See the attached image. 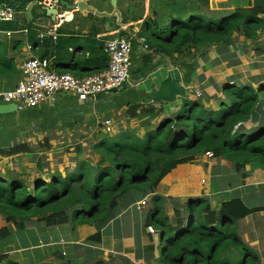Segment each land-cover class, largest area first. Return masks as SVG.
<instances>
[{"label":"crops","instance_id":"1","mask_svg":"<svg viewBox=\"0 0 264 264\" xmlns=\"http://www.w3.org/2000/svg\"><path fill=\"white\" fill-rule=\"evenodd\" d=\"M61 1L63 4L68 3V0ZM75 1L78 0H73V3ZM97 1L104 3L98 6ZM87 2L98 11L109 13L112 9L109 0ZM252 7L261 9L258 18L263 24L258 33V40H245L239 36L227 48L212 46L202 51L191 50L190 58L184 57V62H176L175 56L174 59L165 54L154 53L147 47L146 38L140 34L143 24L151 20L164 23L179 14H198L216 20L229 16L237 9ZM116 8L130 33L123 32L113 18H99L64 7L58 9V14L63 13L62 20L59 21L55 17V21H52L46 14L43 17L45 11L36 4L29 16H26L25 11L16 14L12 21L17 26L16 30H10L7 24H0V60H3V66L0 65V91H10L15 87L21 77L20 66L24 60L39 58L38 49H32L29 42L28 26L36 27L38 36L39 32L45 33L50 25L58 22L55 24L57 25L55 38L44 35L39 39L43 41L46 38L50 45V52L46 58L49 61V68L76 77L88 76L99 69L101 55L105 53L104 41L110 36L123 34L130 40L132 46L129 83L116 92L110 91L101 99L94 96L85 101H80L69 93H58L52 104H41L0 115V168L8 159L21 155L7 154L13 146L25 145L27 150L41 156L43 155L41 153L49 149L50 144H64L67 147L68 144L80 143L77 151L85 149L90 153L89 147L105 135L129 131L142 135L154 129L162 118L173 115L181 106V98L170 103H157L148 101L143 96L144 92L157 89L165 79L167 61L173 68L177 67L174 66L175 63L178 65L182 63V66H179L182 85L186 88L191 86L204 90L203 102L211 109L216 107V100L225 99L221 90L223 83L240 84L243 81L240 79V72L244 65L250 66V62H253L255 68L264 70V0H116ZM30 21L32 25H29ZM6 32L10 34L7 35ZM144 40L146 46L143 44ZM251 57L254 60L250 61ZM256 76L261 79L264 73L255 74L251 80L256 82L258 79L254 80ZM191 96L189 93V99ZM161 108L164 113L161 112ZM106 120L111 121L110 133H105L103 129ZM247 124L252 126L251 123H246L245 126ZM36 145L38 146L35 150L32 146ZM43 146L46 150H42ZM37 150H40V154ZM27 155L33 159L34 154ZM91 158L93 160V157ZM78 160H81L80 157ZM52 161L53 157L41 160L48 167ZM73 162L74 165H71L74 168L75 161ZM200 162L201 164L178 165L165 176L163 179L165 181L157 186L154 193L141 196V193L132 192L121 198L122 204L121 201L117 203L112 218L98 230L100 239L97 242L86 241L97 232L95 226L78 225L72 229L71 226L44 227L43 224L37 223L33 227L35 232H23L17 237L8 233L7 237L4 236L6 238H0V255L18 264H159L158 231L155 230L154 234L146 231V223L154 207L151 199L154 196L158 197L157 205H161L163 212L171 216L175 206L186 202V197L179 195V192L184 193L187 187L196 193L193 196L201 195L200 191H197L199 187L223 188L227 201L239 198L247 207L261 208L252 216L257 224L264 226V169L246 167L242 173L245 180L239 183L233 178V168L229 161L223 158L207 160L202 155ZM200 165H203L202 168ZM164 182L168 184L167 187L175 190L174 195L177 197L172 195L173 201L169 200L172 196L165 195V200L161 198L162 191L167 188ZM176 189H180L179 192ZM126 198L128 199L125 201ZM143 198L147 203L141 211L132 207L134 202ZM238 221L237 228L244 239L239 233L238 236L246 245L247 242L250 243L249 247L259 257L260 264L264 249H259L258 243L260 240L264 243V228L260 230L263 238L253 244L255 237L250 241V229ZM29 229L30 227L27 231ZM35 234L41 235L37 244L30 242V236ZM21 240L26 241V246H22ZM260 251L263 254H260Z\"/></svg>","mask_w":264,"mask_h":264},{"label":"trees","instance_id":"2","mask_svg":"<svg viewBox=\"0 0 264 264\" xmlns=\"http://www.w3.org/2000/svg\"><path fill=\"white\" fill-rule=\"evenodd\" d=\"M36 1L5 0L18 12H24ZM260 13L258 7L237 9L216 20L198 14H179L164 23L145 22L140 34L154 53L175 56L177 61L190 56L191 50L227 48L235 37L255 41L263 24L258 18ZM28 23L32 25V21ZM0 24L17 29L14 22ZM36 31V27L28 26L31 47L38 49L39 58H47L50 45L46 38L40 41ZM107 61L106 53H102L96 72L103 70ZM0 65L3 66V60ZM222 92L225 99L217 110L205 107L199 98L185 97L173 115L162 118L142 136L131 131L103 136L92 145L93 162L77 160L64 175L50 172L47 181L37 179L33 187L22 179L0 174L3 225L14 223L17 230L24 229L29 221L44 227L65 225L72 229L91 225L97 232L86 241L97 242L98 230L112 218L118 199L132 192L141 196L154 193L174 168L192 163L200 155L211 153L215 158H223L233 163L236 171L246 165L264 169V77L254 85L225 86ZM246 123L252 127L247 129ZM27 151L25 145H17L7 154ZM151 201L154 207L146 225L159 231V264H259V257L239 238L232 225L261 208L247 207L239 198H232L215 212L205 199L189 198L185 210L176 213L177 221L171 225L161 205H157L159 198L154 196ZM5 231L0 230L1 239L6 236ZM230 248L235 250L234 255ZM1 262L18 264L3 255Z\"/></svg>","mask_w":264,"mask_h":264},{"label":"built area","instance_id":"3","mask_svg":"<svg viewBox=\"0 0 264 264\" xmlns=\"http://www.w3.org/2000/svg\"><path fill=\"white\" fill-rule=\"evenodd\" d=\"M36 5L43 10L56 9V17L62 20V14H58L61 9V0H38ZM16 11L9 6L5 0H0V22H12L15 19ZM58 23V22H56ZM56 23L50 25L46 32L38 33V38L44 35L56 36ZM7 35L10 32H6ZM104 51L107 56V66L98 73H93L85 77H76L68 73H58L51 70L49 61L46 58H28L21 63V77L15 87L10 91H0V104L14 103L17 110L37 107L41 104H52L58 93H69L80 101H85L99 93L108 94L115 92L129 83V70L131 65V44L126 37L119 34L110 36L104 41ZM190 87H185V93ZM196 98L201 96L198 89L192 91ZM103 129L110 133V121H104ZM209 158L211 153H206ZM144 204V200L139 202L137 209ZM148 231L154 233L151 227Z\"/></svg>","mask_w":264,"mask_h":264},{"label":"rangeland","instance_id":"4","mask_svg":"<svg viewBox=\"0 0 264 264\" xmlns=\"http://www.w3.org/2000/svg\"><path fill=\"white\" fill-rule=\"evenodd\" d=\"M33 3H35L36 4V2H33ZM101 3H104V1H97V4H98V6H100V4ZM119 4V3H118ZM114 30H115V28H114ZM118 31H120L119 29H118ZM260 32V30L258 31V33ZM120 33V32H119ZM122 36L121 37H126V36H124L123 34H121ZM2 36H4V35H2ZM239 37H235V39L237 40ZM235 39H234V41H235ZM259 38H258V36H257V38L255 39V40H258ZM129 40V39H128ZM129 43H130V40H129ZM131 44V43H130ZM145 46H146V44H145ZM132 47V46H131ZM210 48V47H209ZM242 48V47H241ZM208 49V48H207ZM207 49H205V50H207ZM254 53H256V51H255V49H254ZM188 55H186L185 57H187ZM255 56V55H254ZM131 57V56H130ZM189 58H190V56H189ZM184 57H182V58H179L176 62H184ZM251 60H254V59H252V57L250 58V61ZM186 61V60H185ZM186 63V62H185ZM256 63V62H255ZM253 64V62L251 63L250 62V66H245L244 65V68H242V71L240 72V75H241V77H240V79H242L243 81L242 82H244V83H242V82H240V84H235L234 82H226V83H223V86L221 87V90L225 87V86H230V85H241V84H248V83H254L255 81H252L251 80V77L252 76H255V74L257 75L258 73H259V75H260V73H264V70L263 69H258V68H255V66H253L252 65ZM174 66H177L176 68H178V71H179V66H182V63L181 64H179L178 65V63H175L174 64ZM105 69V68H104ZM99 72V71H98ZM98 72H95V73H98ZM179 73H180V71H179ZM93 74V73H92ZM181 74V73H180ZM91 75V74H90ZM249 75H251V77L249 76ZM89 76V75H88ZM180 77H181V75H180ZM258 78V76H256L255 78H254V80H256ZM247 81V82H246ZM181 84H182V81H181ZM217 85V84H216ZM183 86V85H182ZM184 87V86H183ZM190 88H191V91L189 92L188 90H186L187 91V94H186V97H188V95H189V93L193 96H191V98H190V100H194V99H196V95H194L193 94V92L192 91H194L195 90V88H193V87H191L190 86ZM200 93H201V96L199 97V99H201V102L203 103V105L205 106V107H207V108H211L209 105H207V103H204L203 102V100H204V95H203V92H205L204 90H201V89H199L198 90ZM203 91V92H202ZM221 92V91H220ZM189 98V97H188ZM179 99V98H178ZM221 101H224V99H222V98H219L218 100H216L215 101V103L217 104L216 105V107H213L212 109H215V110H217V108H218V104L221 102ZM207 105V106H206ZM103 112L105 113V111L103 110ZM161 112L162 113H164V110H162V108H161ZM179 113H180V111H179ZM165 118V117H164ZM107 121V120H106ZM110 121V120H109ZM110 124H111V121H110ZM247 126H249V124H247L245 127L248 129V128H250V126L249 127H247ZM252 127V126H251ZM106 133V132H105ZM143 135V134H142ZM141 134H139L138 133V136H142ZM44 144V143H43ZM51 146L49 147V149L48 150H46V147L45 146H43L44 148L42 149V150H46L45 151V153H41V154H43V155H45V156H43V155H41V156H38V155H36V153L35 152H33V151H30V150H28V152H24V153H20L21 155H18V156H15V157H13V158H10V159H8L7 160V163L3 166V167H1L0 168V174H6L9 178H19V179H22V180H24L25 182H26V184L28 185V187H33V185H34V183H35V181L37 180V179H43L44 181H47L48 179H49V174H50V172H53V170H55V171H58V172H60L61 174H64V171L67 169V170H71L73 167V165H74V162L73 161H77L78 160V157H80V159L81 160H86V161H89V162H93L94 160H92V158L91 157H93L92 156V154H91V152L90 153H88L85 149V151L84 150H80V151H77L78 150V146H80L81 144L80 143H73V144H68L67 145V147H65V145L64 144H50ZM37 146L38 145H36V146H32V147H35V150H36V148H37ZM83 147V146H82ZM91 150H92V146L91 147H89ZM34 150V149H33ZM40 152V150H37V153L38 154H40L39 153ZM27 154H34L33 155V159L32 158H29L30 156L29 155H27ZM51 157H53V161H52V164L51 165H49V167H48V165H46V164H44V163H42L41 162V160L42 159H49V158H51ZM202 156L200 155L199 156V158H196L192 163H196V164H201V162H200V158H201ZM204 157H206L207 158V160H210L211 158H215V157H211V158H209L208 156H206V153L204 154ZM4 160V159H3ZM49 163V162H48ZM37 164H39V166L37 165ZM71 164H73V165H71ZM208 165V164H207ZM1 166V165H0ZM201 166V168H202V166L203 165H200ZM231 166H232V168H233V170H232V173L234 174V176H233V178H234V180L236 181V182H239V183H241V182H243V180H245V178L244 177H242V173H244V169L246 168V167H248V166H250V165H246L244 168H242L240 171H236V169H235V167H234V164L233 163H231ZM208 168V167H207ZM244 170V171H243ZM241 171H243V172H241ZM215 175L216 174H214L213 176H214V178H215ZM224 175H226V174H224ZM165 178V177H164ZM163 178V179H164ZM162 179V181H165V180H163ZM162 181L160 182V183H162ZM164 186L165 187H167L168 186V184H165V182H164ZM212 186H214V183H212ZM157 188V187H156ZM182 189H185L186 187H181ZM188 189H186L185 191H184V193H182L181 191L179 192V190L180 189H176V191L177 192H179V195H184L185 197H186V199L185 200H188L190 197H193V198H202V199H205L208 203H209V205H210V207H211V209H213L215 212H217L218 211V209H219V207L221 206V204L223 203V202H226L227 201V198H226V196H224V192H223V188H220V187H217V189H215V187H209V188H206V187H199L198 189H197V191H200V196H193V195H195L196 193H194L192 190H191V188L189 189V187H187ZM171 189V190H170ZM156 190V189H155ZM224 191H225V189H224ZM155 192V191H154ZM181 193V194H180ZM188 193H190V195L188 194ZM220 193H221V197H220ZM175 194V190H172V188L171 187H167V188H165V190L164 191H162V195H163V197L161 196V198H162V200H165V198L164 197H166L165 195H167V196H172V195H174ZM174 196H176V195H174ZM125 197V196H124ZM177 197V196H176ZM167 198H169V197H167ZM128 198H126L125 199V201L127 200ZM144 200V204L142 205V206H140V208L139 209H137V205H138V203L139 202H141V201H143ZM169 200L170 201H173V196L172 197H170L169 198ZM121 201V198L120 199H118V201H117V203L118 202H120ZM146 199L145 198H143V199H141V200H139V201H136V202H134L133 204H132V207H134L136 210H138V211H141L142 210V208L146 205ZM120 204H122V201L120 202ZM153 205H154V203H153ZM117 207V206H116ZM161 210H162V208H161ZM185 210V203H182L181 205H178V206H175L174 208H173V213H172V215L171 216H169V215H166V213L165 212H163V210H162V212H163V215L164 216H166V218L168 219V221H169V223H171V225H174L175 224V222L177 221V217L178 216H176V213L177 212H180V211H184ZM152 213V212H151ZM254 214V213H253ZM251 217V218H250ZM182 218V217H181ZM4 219H5V216L3 215V214H0V230L1 229H6V231H5V234H8V233H11V234H13V235H16V237H17V235L19 236V235H21L23 232H35V229L33 228L34 226H36L37 225V223H35V222H26L25 223V225H24V229H20V230H17L16 229V227H15V225H14V223H8V225L7 224H5V225H3V222H4ZM257 220H258V218H257ZM238 222H242V224L245 226V227H247L248 229H250V233H251V235H250V241L252 240V237H255L254 238V241L255 242H253V244H255V243H257V241L259 240V239H261V238H263V234H262V231H260V230H262L263 228H264V226L263 225H259V224H257L255 221H254V216H252V214L251 215H249L247 218H244V220L243 219H241V221L239 220ZM5 223V222H4ZM32 226V227H31ZM90 226V225H89ZM232 226H234L233 228H235L236 229V233H239V235H241L242 236V233L240 232V230L237 228V222L236 223H234ZM28 227H30V229L27 231V228ZM148 227H151V229L155 232V229L154 228H152V226H147L146 227V231L148 232V233H150V234H152V232H150V231H148ZM238 230V231H237ZM154 234V233H153ZM156 234V233H155ZM253 235V236H252ZM158 236H159V231H158ZM157 236V237H158ZM247 236L249 237V234H247ZM7 237V236H6ZM6 237H4V238H6ZM31 237V239H30V242L31 243H33V244H37V240H38V237H41V235H39V234H35V235H31L30 236ZM3 238V239H4ZM240 238V237H239ZM242 238L244 239V237L242 236ZM241 239V238H240ZM242 240V239H241ZM257 240V241H256ZM21 244H22V246H26V241H24V240H21ZM246 244V243H245ZM162 245H161V242H160V240H159V238H158V256H159V258H161V247ZM247 246H250V243H248L247 242ZM258 246H259V249H264V243H263V241L262 240H260L259 241V243H258ZM259 249H256V250H259ZM230 252H231V254L232 255H234L235 254V250L233 249V248H230ZM260 254H263V252H261L260 251ZM260 259H261V263L260 264H263L264 263V256L263 255H261V257H260Z\"/></svg>","mask_w":264,"mask_h":264},{"label":"water","instance_id":"5","mask_svg":"<svg viewBox=\"0 0 264 264\" xmlns=\"http://www.w3.org/2000/svg\"><path fill=\"white\" fill-rule=\"evenodd\" d=\"M110 5L112 7L111 11L109 13L98 11L94 7L90 6L87 2V0H78L73 3V0H68V3L63 4L61 1V6L65 9L69 10H77L81 13L91 14L95 17L99 18H107L111 19L113 18L115 20V24L122 29L125 33H130L129 29L127 28V25L122 22L121 15L119 11L116 8V0H109ZM35 5V3H31L25 10L26 16L30 15V11L32 7ZM45 14L52 19V21H55L56 9H44ZM146 41H143V44L145 45ZM167 69V76L165 79L160 83L159 87L153 91L143 93V96L148 100L152 102L162 103V102H174L177 98L184 99L186 97L185 93V87L181 84V77L178 69L173 68V66L167 61L166 64ZM111 92H115L112 90ZM97 99H101L104 97V93H99L95 96ZM17 111V106L14 103L10 104H0V115L9 114L12 112Z\"/></svg>","mask_w":264,"mask_h":264}]
</instances>
